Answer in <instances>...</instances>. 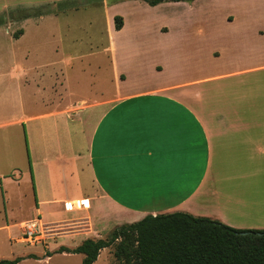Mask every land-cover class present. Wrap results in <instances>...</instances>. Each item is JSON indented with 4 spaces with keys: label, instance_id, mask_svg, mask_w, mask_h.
Here are the masks:
<instances>
[{
    "label": "crops",
    "instance_id": "obj_1",
    "mask_svg": "<svg viewBox=\"0 0 264 264\" xmlns=\"http://www.w3.org/2000/svg\"><path fill=\"white\" fill-rule=\"evenodd\" d=\"M55 1L0 0V7L50 4L54 12ZM127 1L106 4L110 21ZM218 2L233 27L225 44L177 55L160 51L159 62L146 61L154 49L123 47L149 73H165L163 81L146 82L139 71L125 83L112 39L129 24L120 13L122 26L110 23L106 50L114 88L96 97L71 90L69 63L45 61L44 35L28 22L46 14L21 18L16 37L0 24V230L6 232L0 242H11L13 228L22 235L23 223L37 219L44 244L14 256L23 257L16 264L49 260L48 238L52 253L82 258L59 248L105 238L146 215L185 212L264 229V0ZM25 163L30 178L18 168ZM19 181L30 185L25 207L22 186L7 190ZM76 199H84L83 208H64ZM24 209L38 216L26 219ZM72 210L82 214L60 218ZM66 237L77 241H58Z\"/></svg>",
    "mask_w": 264,
    "mask_h": 264
},
{
    "label": "rangeland",
    "instance_id": "obj_2",
    "mask_svg": "<svg viewBox=\"0 0 264 264\" xmlns=\"http://www.w3.org/2000/svg\"><path fill=\"white\" fill-rule=\"evenodd\" d=\"M118 1L122 0H56L57 4L54 7L56 11L54 12L51 11L50 4L13 8L6 5L0 7V24L17 31L21 19H18L15 14L21 9L46 14L38 22L32 19L28 22L29 26L37 24V30L44 35L45 61L59 60L58 63L62 65L69 63L65 73L68 75L71 90L77 95L96 97L102 92H111L114 88L110 52L106 51L109 50L107 46L110 41L108 28L110 23L113 24V19L110 21L109 14L105 12V6L108 2ZM119 5V12L116 14L122 17H124L123 14L126 15L129 24L126 31L113 34L112 39L117 57V69L124 72L125 83L134 82L139 71L146 74L144 78L146 82L163 81L166 77L163 72L149 73L148 68L138 63L139 57L136 53L128 55L123 49L126 45L133 49L156 50L155 54L147 55L146 61L154 59L159 62L160 51L165 50L175 55L181 51H205L215 45L225 44L229 34L233 31L230 22L224 18L225 7L221 6L218 0L163 2L156 6H150L143 0H132L119 3ZM7 22L10 23L6 24ZM65 58L71 61L66 62ZM29 164L25 163L23 167L18 168L23 174L28 172L30 178ZM11 173L9 176L12 179L18 178L15 170ZM21 186L25 194L23 202L25 207L32 200L31 190L28 189L30 185L19 181L18 185L12 183L7 190H15ZM81 214L75 210L66 211L60 215V218L69 219ZM23 215L26 219L38 216L33 211L27 212L26 209L23 210ZM4 220L5 217L0 214V224ZM12 230V241L4 239L0 242V258H12L28 249L39 250L44 247L43 243L31 247L26 242L15 241L14 239L21 236V232L17 228ZM5 234L4 230H0V238H4ZM59 240L68 246H73L77 238L66 237ZM46 244L49 248L45 249L48 250L46 252L52 255L49 260L41 264H81L80 254H75L77 256L73 257H62L58 253H52L55 247L53 239L48 238ZM112 251V247L103 249L94 264H122L121 261L115 259Z\"/></svg>",
    "mask_w": 264,
    "mask_h": 264
},
{
    "label": "trees",
    "instance_id": "obj_3",
    "mask_svg": "<svg viewBox=\"0 0 264 264\" xmlns=\"http://www.w3.org/2000/svg\"><path fill=\"white\" fill-rule=\"evenodd\" d=\"M143 1L154 6L191 0ZM34 12L21 9L15 16L21 19L43 15ZM122 22L121 15L113 16L116 30ZM20 32L18 29L13 36ZM110 245L115 259L122 264H264V229L235 228L185 212L146 215L115 227L105 238H87L74 248L60 247L59 251L82 253L81 264H92L100 249ZM22 258H0V264H16Z\"/></svg>",
    "mask_w": 264,
    "mask_h": 264
},
{
    "label": "built area",
    "instance_id": "obj_4",
    "mask_svg": "<svg viewBox=\"0 0 264 264\" xmlns=\"http://www.w3.org/2000/svg\"><path fill=\"white\" fill-rule=\"evenodd\" d=\"M65 209L78 208L81 209L84 206V199H76L72 201H66L63 203ZM21 241L28 244H35L41 242L43 239L42 229L37 219L26 221L22 225Z\"/></svg>",
    "mask_w": 264,
    "mask_h": 264
}]
</instances>
